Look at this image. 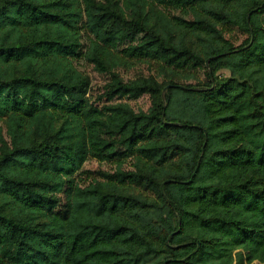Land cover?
<instances>
[{
  "label": "trees",
  "instance_id": "16d2710c",
  "mask_svg": "<svg viewBox=\"0 0 264 264\" xmlns=\"http://www.w3.org/2000/svg\"><path fill=\"white\" fill-rule=\"evenodd\" d=\"M3 118L0 264H264V0H0Z\"/></svg>",
  "mask_w": 264,
  "mask_h": 264
},
{
  "label": "rangeland",
  "instance_id": "374dc122",
  "mask_svg": "<svg viewBox=\"0 0 264 264\" xmlns=\"http://www.w3.org/2000/svg\"><path fill=\"white\" fill-rule=\"evenodd\" d=\"M75 6H79V2L75 3ZM182 15H184L186 18H192L195 15L193 13L190 12H183ZM166 23L162 22L161 26L163 29H165ZM235 34V33H234ZM230 33H226L227 37H230ZM232 38V36H231ZM239 38V34H237V36L233 37L232 39H236ZM241 38V37H240ZM240 39H238V41H236V44L239 43ZM99 54V55H103L104 57L113 60L114 62H116L119 57H121V55H119V53L113 48H109L104 49L102 48L98 43L93 44V46L91 47V49L89 50L88 54L92 55V54ZM119 56V57H118ZM119 62V61H117ZM120 62H122V60H120ZM126 63V62H124ZM134 62H132L131 64H133ZM131 65L126 66V68H128ZM81 68L86 72V74H88V76L90 77L91 80V85H90V92H89V96L92 100H96V96L99 94V92L101 91L102 86L107 82L106 80V76L99 74L98 72H96L93 67L87 63L82 62L81 63ZM120 72H122V74L124 75V77L129 80V79H134L136 78L138 75H144V76H148L150 74H152V71H149L147 66L145 64L142 63H138V64H134L132 65L131 69H120ZM221 73H226L225 71H220ZM198 78L200 80H202V75L198 74ZM186 83H191L194 84L196 81L195 80H189V81H185ZM97 102V100H96ZM109 103H122L127 105L129 108H131L132 110H134L135 112H147L150 109V99H149V95L148 94H144L142 96L139 97H134L133 95H129V96H123L120 97L118 99H114L111 102L108 103H104L103 100L99 101L98 104L102 105V104H109ZM107 119L109 120L110 118L107 116ZM12 128V121L9 118H3L0 121V129L1 132L3 133L4 136H6L9 131ZM127 165V164H125ZM129 166V165H127ZM114 164L110 163V162H98L94 159H88V161H86L84 163V168L86 170H90V171H95V170H99V169H104V170H110V169H114ZM91 177H94L96 179H98V176L94 173L91 175ZM90 179H88V181H90ZM87 182V181H86Z\"/></svg>",
  "mask_w": 264,
  "mask_h": 264
},
{
  "label": "water",
  "instance_id": "95a60500",
  "mask_svg": "<svg viewBox=\"0 0 264 264\" xmlns=\"http://www.w3.org/2000/svg\"><path fill=\"white\" fill-rule=\"evenodd\" d=\"M173 86L180 87V88H184V89H194V87L190 88V87L183 86V85H173Z\"/></svg>",
  "mask_w": 264,
  "mask_h": 264
}]
</instances>
